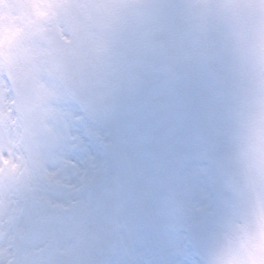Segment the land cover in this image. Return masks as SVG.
I'll return each mask as SVG.
<instances>
[{
  "label": "snow or ice",
  "instance_id": "1",
  "mask_svg": "<svg viewBox=\"0 0 264 264\" xmlns=\"http://www.w3.org/2000/svg\"><path fill=\"white\" fill-rule=\"evenodd\" d=\"M116 20L93 57L25 33L0 61V162L33 176L0 191V264H195L229 216L223 144L254 128L212 30L183 0Z\"/></svg>",
  "mask_w": 264,
  "mask_h": 264
},
{
  "label": "clouds",
  "instance_id": "2",
  "mask_svg": "<svg viewBox=\"0 0 264 264\" xmlns=\"http://www.w3.org/2000/svg\"><path fill=\"white\" fill-rule=\"evenodd\" d=\"M147 0H0V61L9 62V40L31 33L46 45L96 55L117 16ZM196 30L213 32V54L237 89L241 124L250 138L225 142L222 181L230 213L210 233L195 264H264V0H183ZM227 122V116L225 117ZM33 180L23 153L0 162V191L13 193Z\"/></svg>",
  "mask_w": 264,
  "mask_h": 264
}]
</instances>
